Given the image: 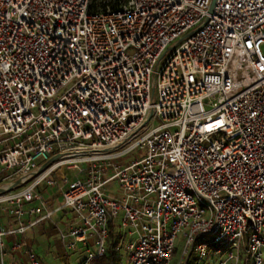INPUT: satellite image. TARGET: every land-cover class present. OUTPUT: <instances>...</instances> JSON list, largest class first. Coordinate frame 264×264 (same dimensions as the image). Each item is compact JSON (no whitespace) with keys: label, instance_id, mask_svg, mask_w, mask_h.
<instances>
[{"label":"built area","instance_id":"2783aa9c","mask_svg":"<svg viewBox=\"0 0 264 264\" xmlns=\"http://www.w3.org/2000/svg\"><path fill=\"white\" fill-rule=\"evenodd\" d=\"M212 2L0 0V264H41L24 236L64 165L82 264L112 222L130 264H172L178 240L264 264V0Z\"/></svg>","mask_w":264,"mask_h":264},{"label":"crops","instance_id":"0c3cea01","mask_svg":"<svg viewBox=\"0 0 264 264\" xmlns=\"http://www.w3.org/2000/svg\"><path fill=\"white\" fill-rule=\"evenodd\" d=\"M62 171L63 169L57 172L59 173L58 175H53L58 181L56 185H44L42 187L43 196L47 201V207L52 209L50 218L39 221L36 225L29 229L24 236L27 245L30 246L35 253V249L41 253L42 258L39 257L41 264H46L47 261H58L61 262L60 264H80L86 255L84 243L79 242L76 244L75 248L68 249L67 242L69 241V238L62 237L63 234L68 232L70 225L76 219L75 214L71 210L61 207L63 190L62 175L73 178L76 174L71 175L70 171ZM105 190L108 194L113 196L118 197L121 195V190L118 188V184L115 181L107 183L105 185ZM68 214H71V217H69ZM2 221L5 222L6 219H2ZM109 231H112L113 238L110 239V242H108V250L110 249V244H113L114 248L112 249L117 251L121 246H116L117 244H115L114 241L116 237L122 233L118 227V222L110 223ZM13 239V237H8V243ZM125 242L126 239H124V243ZM14 260H18L19 262L21 261V264H28L26 257L21 251H10V254L6 257V262L11 263Z\"/></svg>","mask_w":264,"mask_h":264},{"label":"rangeland","instance_id":"374dc122","mask_svg":"<svg viewBox=\"0 0 264 264\" xmlns=\"http://www.w3.org/2000/svg\"><path fill=\"white\" fill-rule=\"evenodd\" d=\"M143 153V151L141 149L138 150H134L133 152L126 154L123 158L119 157L118 161L120 162H126L129 159L135 158L139 155H141ZM84 166V165H83ZM62 168L60 170L63 169L62 172L65 171H70L71 175H75L77 172L76 168H70L68 169L67 165L61 166ZM58 175L59 173H53V175ZM69 217H71V214H68ZM120 231H122L120 229ZM126 242L128 241V236H126ZM108 242H110V238H108L107 240ZM125 243H123V245L120 247V249H118L117 251L115 250V252L117 253V261L116 264H130L129 260H128V256H129V252L125 246ZM210 242V241H209ZM113 244H110V249L114 248ZM218 248V244L211 242L208 246L207 249V253L204 257L199 258V252L197 251H193L192 253H190L189 255H183V242L181 240H178L176 243V248L173 254V259H172V264H217V258L212 256V252ZM37 255L39 257L42 258V255L40 252H38L35 249ZM245 253L243 252V249L241 251V258L242 260L239 262V264H252V259L248 258V260H245ZM247 258V257H246ZM199 261H201L200 263H198ZM47 261L46 264H60L61 262L55 261V262H50ZM83 262V261H82ZM82 262L80 264H82ZM89 264H91L89 262Z\"/></svg>","mask_w":264,"mask_h":264},{"label":"trees","instance_id":"16d2710c","mask_svg":"<svg viewBox=\"0 0 264 264\" xmlns=\"http://www.w3.org/2000/svg\"><path fill=\"white\" fill-rule=\"evenodd\" d=\"M109 236H110L109 237L110 239L113 238L112 231L110 232ZM116 261H117V253L113 249H109L108 252L104 256L94 258L90 261V263L91 264H116Z\"/></svg>","mask_w":264,"mask_h":264},{"label":"water","instance_id":"95a60500","mask_svg":"<svg viewBox=\"0 0 264 264\" xmlns=\"http://www.w3.org/2000/svg\"><path fill=\"white\" fill-rule=\"evenodd\" d=\"M215 0H213L212 5L214 4Z\"/></svg>","mask_w":264,"mask_h":264}]
</instances>
